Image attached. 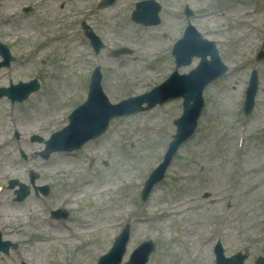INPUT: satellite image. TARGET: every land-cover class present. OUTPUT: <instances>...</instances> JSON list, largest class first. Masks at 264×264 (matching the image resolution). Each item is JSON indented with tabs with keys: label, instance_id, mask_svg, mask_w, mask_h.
I'll return each instance as SVG.
<instances>
[{
	"label": "rangeland",
	"instance_id": "374dc122",
	"mask_svg": "<svg viewBox=\"0 0 264 264\" xmlns=\"http://www.w3.org/2000/svg\"><path fill=\"white\" fill-rule=\"evenodd\" d=\"M102 1L0 0V42L14 56L0 67V88L40 82L26 99L0 98V231L18 244L0 252V264H97L126 226L121 264L143 241L155 247L147 264H216L218 242L226 256L245 253L244 264H256L264 258V0H155V25L132 19L142 0ZM188 24L216 42L228 71L203 91L194 135L147 200L144 182L176 133L182 98L115 118L81 148L42 157L45 141L85 102L95 67L111 103L151 91L177 69L172 48ZM253 72L259 83L246 114ZM20 183L31 191L21 201ZM45 185L47 195L38 188ZM57 209L67 217L54 218Z\"/></svg>",
	"mask_w": 264,
	"mask_h": 264
},
{
	"label": "water",
	"instance_id": "95a60500",
	"mask_svg": "<svg viewBox=\"0 0 264 264\" xmlns=\"http://www.w3.org/2000/svg\"><path fill=\"white\" fill-rule=\"evenodd\" d=\"M112 1L105 0L103 3ZM159 11L160 6L153 0L142 1L137 3V8L132 17L138 23L155 25L160 22ZM186 12L188 15L190 14V11L187 10ZM87 35L98 52L103 44L92 31H87ZM124 52H126L125 49L115 51L116 54ZM0 53L5 58L0 63V66H9L13 57L8 47L2 43H0ZM173 55L176 59L177 68L190 64L195 56L202 59L199 65L191 70L190 73L179 74L178 70H175L165 82L155 87L151 92L121 101L118 104L110 103L104 94L101 86L102 73L100 68L97 67L92 75L86 102L70 115V124L68 126L54 133L45 142L46 149L42 152L43 156L47 158L54 151H70L81 147L88 140L104 133L113 117L142 111L145 109L143 107L144 103H148L146 108H151L157 103L163 104L169 99L183 97L184 112L176 121L177 133L169 144L164 161L151 173L144 185L142 198L146 200L154 185L164 178L165 171L181 144L193 134L197 127V121L204 106L202 95L204 88L227 71V66L222 62L215 42L204 39L192 25L187 27L184 37L174 46ZM208 55L211 57L210 60L207 58ZM260 57H264V52L260 54ZM257 88L258 79L256 73H254L247 92L246 113H249L253 107ZM37 89H39L37 80L25 83L20 82L17 85L11 84L10 87L0 88V97L6 95L13 102L15 100L21 101ZM32 181H34L33 178ZM16 193L18 195L17 199L22 200L30 191L25 184H21V189L17 190ZM129 237L130 229L126 227L114 241L111 250L100 258L98 264H120L126 253ZM10 247L16 248L17 245L10 241L2 240L0 232V251L8 253ZM153 249L154 245L152 242L142 243L135 249L126 264H147ZM215 253L218 264H244V260L247 257V255L241 253L232 257H225L220 243L216 246ZM257 264H264V260L259 258Z\"/></svg>",
	"mask_w": 264,
	"mask_h": 264
},
{
	"label": "bare ground",
	"instance_id": "6f19581e",
	"mask_svg": "<svg viewBox=\"0 0 264 264\" xmlns=\"http://www.w3.org/2000/svg\"><path fill=\"white\" fill-rule=\"evenodd\" d=\"M123 6H125V4H122V5H119V7H123ZM109 10V9H108ZM94 10H90V9H88L87 10V15H86V17H85V19H88L89 21H91L92 20V18H89V15L93 12ZM110 11H112V9L110 10ZM209 20H210V18L209 17H207ZM11 19V17L9 16V19L8 20H10ZM109 18H105V22L108 20ZM11 21V20H10ZM3 142H0V144H2ZM104 187V185L103 186H101V188L100 189H102ZM89 188V187H88ZM86 226L84 227V229L86 230Z\"/></svg>",
	"mask_w": 264,
	"mask_h": 264
}]
</instances>
